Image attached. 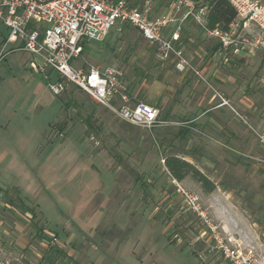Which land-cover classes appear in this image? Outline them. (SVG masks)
<instances>
[{
	"label": "rangeland",
	"instance_id": "374dc122",
	"mask_svg": "<svg viewBox=\"0 0 264 264\" xmlns=\"http://www.w3.org/2000/svg\"><path fill=\"white\" fill-rule=\"evenodd\" d=\"M128 1L138 7L151 2L154 18L167 14L175 2ZM248 1L264 9V0ZM237 29L238 47L244 46L243 39L249 47L238 55L243 57L238 98L250 99L244 88L254 85L252 96L263 113L254 126L237 109L242 116L237 114V153L231 165H195L215 183L212 193L191 176L177 181L166 167L167 157L183 159L180 130L185 127L180 120L158 129L133 126L74 85L55 96L31 65L32 56L14 51V40L0 61V185L9 192L0 194V205L29 208L30 218L23 221L29 227L22 237L33 247L27 258L34 259L18 261L19 252L10 255L12 238L4 230L0 257L11 264H41L35 258L49 252L56 258L53 264H76L75 258L79 264H232L216 248L218 237L225 244L235 240L244 254L252 249V264H264V32L253 24ZM171 30L169 25L165 37ZM0 31L8 33L2 24ZM201 40L205 49L213 39ZM226 53L211 64H224ZM162 61L157 45L126 27L118 33L114 29L103 43L89 42L75 65L123 69L132 97L134 85L165 77ZM207 77L202 82L210 87ZM197 130L196 155L224 162V151L209 150L208 144L215 146L217 140L204 136L202 127ZM190 198L205 217L193 209ZM2 217L8 224L13 221L7 213ZM43 230L48 231L45 237Z\"/></svg>",
	"mask_w": 264,
	"mask_h": 264
},
{
	"label": "built area",
	"instance_id": "2783aa9c",
	"mask_svg": "<svg viewBox=\"0 0 264 264\" xmlns=\"http://www.w3.org/2000/svg\"><path fill=\"white\" fill-rule=\"evenodd\" d=\"M231 1L244 30L253 24L264 32L263 8L248 0ZM193 5L190 0H175L167 14L154 18L149 1L138 7L128 0H0V24L8 32L0 47V61L10 44L17 40L15 50L25 51L36 58L32 66L44 75L53 95L60 96L69 85H74L99 105L112 110L121 121L151 129L160 123V110L145 102L131 101L123 69L109 67L101 70L94 66L85 69L75 64L83 54L84 43H103L114 29L118 33L131 27L158 46L163 60L173 56L179 71L192 69L183 51L175 45L180 40V27L169 37H165L164 30L174 22L176 13ZM210 34L219 37L225 47L238 45L233 39L234 34L219 31ZM242 43L247 45L248 41L243 39ZM260 138L264 143V135ZM195 201L190 198L193 209L205 217L204 213H199ZM52 240L53 244L58 242L56 237ZM215 240L216 248L232 264H252V249L245 250L244 254L235 240H228V244L237 246L234 249L218 237ZM0 264L11 263L0 257Z\"/></svg>",
	"mask_w": 264,
	"mask_h": 264
},
{
	"label": "crops",
	"instance_id": "0c3cea01",
	"mask_svg": "<svg viewBox=\"0 0 264 264\" xmlns=\"http://www.w3.org/2000/svg\"><path fill=\"white\" fill-rule=\"evenodd\" d=\"M195 9V5L192 7L185 6L182 9L183 14L181 16L176 17L175 14V20L170 24L172 30L169 33V36H171L180 27V40L175 45L183 50L184 56L189 61L192 70L187 68L184 72H178L173 69V65H176V60L173 56L166 60L162 59L160 70L165 77L163 79H156L152 83L147 84V82L142 81L134 85L135 94L130 99L133 103L145 102L160 110L163 119L154 128L158 129L164 125L169 127L177 124L175 120H180L179 125L185 127L180 130V133L184 136L182 141L184 151L181 153V156L187 162L203 167L229 166L231 165V159L234 160L237 153L238 116H242L237 109H243L246 118L250 119L254 126H259L258 119H260L259 115L263 113V105L257 103V100L252 96V89H255L254 85L244 88L245 93L251 96L250 99L248 97H244V99L238 98L239 86L237 85V76L238 70L240 71L241 69L238 66V62L242 61V53L249 47H245V44L241 48L238 45L225 47L219 37L211 35V31L206 30L204 20L205 9L199 11ZM237 28L239 30L243 29L238 24L231 26L230 34H234L233 39L235 41H237L234 38L238 33ZM201 39L204 41L213 40H209V44L205 46V49H202ZM15 48H17V44L13 48L14 51H16ZM206 49L208 52H206ZM227 51L229 52L228 59H225L224 64H211V61L213 63V60L217 56L226 55ZM246 55L249 54L245 53L244 56ZM31 56L32 65V62L36 58L33 55ZM227 62L228 64H226ZM205 77L211 82L212 85L210 87L202 82V79ZM257 94L259 95V93ZM198 127H202L204 136H210L217 140L218 143L215 146L208 144L209 150L217 148L224 151L222 156L224 162H215L214 160H209L205 155H196L198 148L192 147L197 140V136H194L195 133L193 131L198 132ZM247 149L248 147L246 146L245 150ZM1 186L0 194L3 197L9 192H7L6 187L2 186V188ZM1 205L0 230H4L3 235L5 237L12 238L10 255L19 252L20 258H16L18 261L34 259L27 258L29 251H33V247L30 245V242L22 237V231H25L29 227V224L25 223L28 221L27 218H30L29 208L25 205L24 209L20 211L12 202L11 204ZM5 213L8 216H12L11 220L13 221L9 223L10 225L4 217L1 218V214ZM40 213L42 212L40 211ZM47 232V230H43L44 237V233ZM54 234L55 236L57 235V233ZM43 236H41V239H44ZM1 237L2 233H0V239ZM41 246L46 249L44 242L41 243ZM49 251L47 250L46 252ZM38 257L35 259L41 264H53L56 261V258H50L52 257V252L39 255ZM75 259L76 264H79L78 258Z\"/></svg>",
	"mask_w": 264,
	"mask_h": 264
},
{
	"label": "trees",
	"instance_id": "16d2710c",
	"mask_svg": "<svg viewBox=\"0 0 264 264\" xmlns=\"http://www.w3.org/2000/svg\"><path fill=\"white\" fill-rule=\"evenodd\" d=\"M197 11L205 9V28L208 31H219L224 34L231 32V26L238 24V11L230 0H190ZM169 7V6H168ZM242 26V23L239 24ZM8 35V33H7ZM0 31V47L7 38ZM88 43H84L86 50ZM165 164L170 174L179 182H182L186 177L191 176L197 183L201 185L206 193H212L216 189L215 183L208 178L195 165L183 160L177 156H170L165 159Z\"/></svg>",
	"mask_w": 264,
	"mask_h": 264
}]
</instances>
